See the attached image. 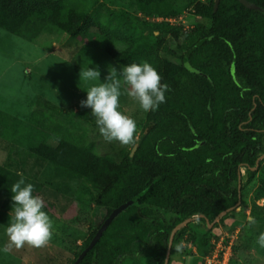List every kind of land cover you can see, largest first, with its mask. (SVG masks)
<instances>
[{
	"label": "trees",
	"instance_id": "obj_1",
	"mask_svg": "<svg viewBox=\"0 0 264 264\" xmlns=\"http://www.w3.org/2000/svg\"><path fill=\"white\" fill-rule=\"evenodd\" d=\"M116 1L130 3L132 13L113 9L99 19L98 9L87 12L80 0H0L1 30L32 41L56 27L119 65L149 62L167 85L165 102L146 113L135 144H113L104 154L88 135L86 125L96 127L90 109L39 97L26 120L0 110V156L15 154L23 170L39 171L34 182L17 161L0 160V224L10 222L11 185L23 173L50 219L54 204L63 211L84 198L104 211L70 264H164L172 229L197 215L203 217L175 232L167 264L181 243L206 258L218 240L213 234L210 244L207 235L243 216L244 207L236 211L240 174V203L252 191L251 216L262 222L253 243L264 254L256 242L264 232V158L252 170L264 154V0H246L256 8L238 0ZM184 12L199 20L189 27L166 21Z\"/></svg>",
	"mask_w": 264,
	"mask_h": 264
},
{
	"label": "rangeland",
	"instance_id": "obj_2",
	"mask_svg": "<svg viewBox=\"0 0 264 264\" xmlns=\"http://www.w3.org/2000/svg\"><path fill=\"white\" fill-rule=\"evenodd\" d=\"M80 1L84 3V10L87 12L98 9L99 19L106 17L113 9L128 13H132L133 9L130 3L123 1ZM101 4L105 7L100 6ZM178 18V23L185 27L193 26L195 20H199L186 12L181 15L180 20ZM138 28L135 25L136 33L140 31ZM88 66L98 68L101 74L100 81L103 82L108 66L118 68L121 65L115 63L101 50L72 39L56 27L45 28L32 41L0 29V110L26 120L39 97L58 107L75 110L76 107H81L80 101L86 97L84 91L95 83L79 81L80 69ZM119 108L136 121L137 136L144 125L146 113L123 92V89L119 98ZM86 126L89 138L96 143L97 153H107L110 145L119 144L116 141H105L95 126ZM1 159L13 164L17 161L18 168L23 170L19 166L20 158L15 154H2ZM23 171L30 180L37 181L39 171L32 174L25 168ZM251 201L252 191L244 194L236 210L238 212L244 207L242 217L236 219L233 215L230 216L224 224H220L219 228L207 235L210 244L214 240L213 234L218 235L210 264H214L215 261L221 264L223 258L227 261L225 264H229L230 261L240 264H264V254L253 243L254 231L262 222L256 220V224L252 226L246 223L247 217L251 216ZM1 202L0 197V204ZM262 202L259 200L256 204L261 205ZM50 213L53 219H51L54 226L53 234L49 242L39 248L29 245L21 248L7 247L5 227L0 224V264H70L83 240L104 215V211L97 209L94 202L87 198L79 203L69 204L63 211L59 205L54 204L53 208H50ZM8 214L11 219V211ZM215 224L210 228L212 229ZM181 244L180 250L172 257L171 264H208L195 247Z\"/></svg>",
	"mask_w": 264,
	"mask_h": 264
},
{
	"label": "clouds",
	"instance_id": "obj_3",
	"mask_svg": "<svg viewBox=\"0 0 264 264\" xmlns=\"http://www.w3.org/2000/svg\"><path fill=\"white\" fill-rule=\"evenodd\" d=\"M79 81H94L87 88L86 97L80 106L90 109L99 135L107 142L116 141L121 145L135 144L136 121L119 110V98L126 93L139 108L148 113L155 111L165 102L167 85L162 77L147 61L108 66L104 81H100L97 67H86L79 71ZM11 185V219L4 232L8 239L7 247L21 248L25 245L39 248L49 242L53 234V222L44 210V200L33 194L34 186L26 183L23 173ZM247 224H256L253 216L247 217ZM256 242L264 248V232H260ZM179 245L177 251H179Z\"/></svg>",
	"mask_w": 264,
	"mask_h": 264
},
{
	"label": "water",
	"instance_id": "obj_4",
	"mask_svg": "<svg viewBox=\"0 0 264 264\" xmlns=\"http://www.w3.org/2000/svg\"><path fill=\"white\" fill-rule=\"evenodd\" d=\"M240 3H242L244 6L248 7V8H256L253 4L248 3L246 0H238ZM264 158V154L259 157L256 160V164L255 167L252 168V170H255L259 164V161L261 159ZM240 174H238V202L236 204V206L240 205ZM129 203L123 204L121 206H119L118 208H116L115 210H113L110 215L105 219V221L102 223V225L100 226V228L97 230L95 236L92 238V240L90 241L89 245L81 252V254L78 256L77 261L81 260V258L84 256V254L93 247V245L96 243V241L99 239V237L101 236V234L103 233V231L106 229V227L108 226V224L111 222V220L121 211L123 210ZM238 209V207H237ZM231 209H229L228 211H230ZM225 214V212L220 213L219 215H217L214 219V221L212 223H209L208 221H206V225L208 228H210L213 224L217 223L219 221V219ZM196 217H203V215H197ZM196 217H194L193 219H195ZM192 218L189 219H185L184 221H182L181 223H179L178 225H176L170 235H169V239H168V247H167V251L165 254V259H164V264H167L168 259H169V255H170V246L172 244V240L174 237L175 232L182 228L183 226H185L188 222H190L191 220H193Z\"/></svg>",
	"mask_w": 264,
	"mask_h": 264
},
{
	"label": "built area",
	"instance_id": "obj_5",
	"mask_svg": "<svg viewBox=\"0 0 264 264\" xmlns=\"http://www.w3.org/2000/svg\"><path fill=\"white\" fill-rule=\"evenodd\" d=\"M183 14H184V13H183ZM180 17H181V16H179V18H178L179 20H180ZM166 21H168L169 23H178V20H177V19H174V18L166 19ZM213 256H214V255H213ZM205 261H206L208 264H210V262H211V256H210V257H206V258H205ZM213 262H214V261H213ZM225 263H227V261H226L225 258H223L221 264H225ZM211 264H212V263H211ZM214 264H220V262L215 261Z\"/></svg>",
	"mask_w": 264,
	"mask_h": 264
}]
</instances>
